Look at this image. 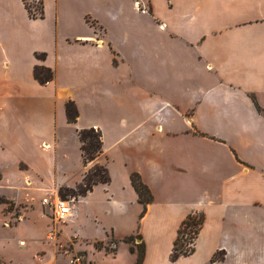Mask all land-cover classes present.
Listing matches in <instances>:
<instances>
[{
    "label": "crops",
    "instance_id": "0c3cea01",
    "mask_svg": "<svg viewBox=\"0 0 264 264\" xmlns=\"http://www.w3.org/2000/svg\"><path fill=\"white\" fill-rule=\"evenodd\" d=\"M36 1L41 17L26 0H0V197L38 199L15 221L0 204V264H69L77 253L136 264L140 243V264H264V0ZM35 66L52 78L39 82ZM84 128L102 142L87 164ZM94 163L109 181L56 223L42 198L75 189ZM6 166L19 183L3 185ZM132 173L150 191L145 206ZM195 212L193 252L171 260Z\"/></svg>",
    "mask_w": 264,
    "mask_h": 264
},
{
    "label": "trees",
    "instance_id": "16d2710c",
    "mask_svg": "<svg viewBox=\"0 0 264 264\" xmlns=\"http://www.w3.org/2000/svg\"><path fill=\"white\" fill-rule=\"evenodd\" d=\"M40 1L35 7V14H32L29 7L27 10L32 17L43 15L40 7ZM37 58H43V54H37ZM34 77L41 83H44L52 78V72L49 68L44 66H35L33 70ZM66 116L69 122H74L77 117V109L72 102H68L65 105ZM78 138L80 141V149L82 160L84 164L93 161L102 152L101 134L98 130L93 128H84L78 131ZM109 181V175L104 165L94 163L84 173L81 183L77 186L78 191L76 195H83L89 191L92 185L96 183H107ZM130 182L134 188L138 201L145 206L151 200V194L149 189L143 184L139 176L135 173L130 175ZM0 203H10L5 198L0 197ZM202 213H189L181 222L177 229L176 238L173 242V246L170 253V259L175 260L179 256H186L193 252V243L199 232V229L203 223ZM127 242H133L134 236H129L124 239ZM131 250L134 247L131 246ZM137 261L136 264H140L144 254V245L138 244L136 247ZM216 257L213 256V259Z\"/></svg>",
    "mask_w": 264,
    "mask_h": 264
},
{
    "label": "rangeland",
    "instance_id": "374dc122",
    "mask_svg": "<svg viewBox=\"0 0 264 264\" xmlns=\"http://www.w3.org/2000/svg\"><path fill=\"white\" fill-rule=\"evenodd\" d=\"M26 4H27V6L30 7L31 10H34L35 7L37 6L36 5L37 1L36 0H26ZM4 172H5V178H4V180H2L3 185H15L13 183H19L17 180V177L14 176V173H13L11 168L6 166L4 169ZM77 186L75 189H67L64 187L58 188L57 194L60 195L62 198H68L71 196L76 197L77 196L76 193L78 191ZM26 187H30V190L32 189V185L29 182L26 183ZM30 190H28V191H30ZM15 192L16 191H14V190L8 191L9 194H13L14 197H16L17 199H20V200L11 201V200L7 199V201H9L10 203H0V204H2L4 210L14 211V214L12 215L13 219H11V221H15V217H17L18 211H20L22 209H29V208L37 207V201H38L36 195L34 194V192L36 193V191H34L33 189H32L33 194L27 195V196L26 195L24 196L23 191H21L20 194L19 193L17 194ZM44 208H48V207L45 206ZM86 209H88V208H86ZM56 223H58V222H56ZM56 223L54 222V224H56ZM58 224H60V223H58ZM47 235H48V233H47ZM47 235H46V238H47ZM77 254H79V253H77Z\"/></svg>",
    "mask_w": 264,
    "mask_h": 264
},
{
    "label": "built area",
    "instance_id": "2783aa9c",
    "mask_svg": "<svg viewBox=\"0 0 264 264\" xmlns=\"http://www.w3.org/2000/svg\"><path fill=\"white\" fill-rule=\"evenodd\" d=\"M75 197L62 198L58 194H47L41 200L42 205L47 206L50 209L52 218L55 222H60L71 215V207L74 203ZM57 231L52 227L47 235V240H55ZM19 244H23L20 241ZM111 248H115V244L111 243ZM84 258L80 254H73L69 258V264H83Z\"/></svg>",
    "mask_w": 264,
    "mask_h": 264
}]
</instances>
